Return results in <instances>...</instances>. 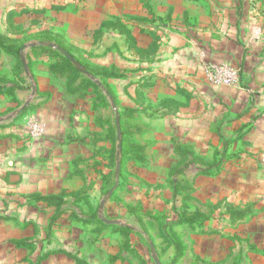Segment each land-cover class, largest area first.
Returning a JSON list of instances; mask_svg holds the SVG:
<instances>
[{
	"label": "rangeland",
	"instance_id": "obj_1",
	"mask_svg": "<svg viewBox=\"0 0 264 264\" xmlns=\"http://www.w3.org/2000/svg\"><path fill=\"white\" fill-rule=\"evenodd\" d=\"M206 63L264 86V0H0V264H264V139L234 175L174 165L163 100Z\"/></svg>",
	"mask_w": 264,
	"mask_h": 264
},
{
	"label": "crops",
	"instance_id": "obj_2",
	"mask_svg": "<svg viewBox=\"0 0 264 264\" xmlns=\"http://www.w3.org/2000/svg\"><path fill=\"white\" fill-rule=\"evenodd\" d=\"M228 13V22L233 32L230 39L231 50L242 56L245 53V45L239 25V13L237 9H232ZM243 62L244 60L242 61L244 68L246 64ZM258 74L263 75L261 71H258ZM200 77H202L200 82H205L204 85L198 82V78L195 81L198 83L197 86H192L193 92L195 88L199 96L197 101L195 98L193 100L187 92L190 102L185 103L177 93L184 94L186 89L180 87L181 90L173 88L176 93L166 94L163 100L165 102L164 113L177 114L174 118V127L181 134L175 146L178 155L174 161L176 171H182L184 166L190 163L194 169H199L198 172L205 175L212 173L214 167H218L221 172L234 175L248 162L257 161L254 143L256 140L264 139V86L240 83L214 86L215 84L206 79L203 71ZM185 109L188 110L185 111ZM215 140L220 143L215 145ZM234 146L238 148L234 149ZM203 154L204 159L201 158ZM173 172L175 170L172 171L169 176L171 179L168 180V183L171 182L168 197L175 204L178 198L181 202L177 189L180 190L182 185L179 183L180 176L178 174L174 176ZM209 183L211 185L213 182ZM215 184L223 186L220 182ZM171 216L173 217L170 219L172 224L182 219L178 213ZM199 217L201 215H195L190 220H196ZM252 247L255 252L259 253L258 245L253 244ZM150 252L153 258L155 250L152 245H150ZM155 255L161 263L159 256ZM261 255L264 258V251H261ZM153 262L156 264L154 258Z\"/></svg>",
	"mask_w": 264,
	"mask_h": 264
},
{
	"label": "built area",
	"instance_id": "obj_3",
	"mask_svg": "<svg viewBox=\"0 0 264 264\" xmlns=\"http://www.w3.org/2000/svg\"><path fill=\"white\" fill-rule=\"evenodd\" d=\"M203 71L206 79L213 84L233 85L238 83V75L235 70L227 64L206 63ZM34 130L37 132L36 127Z\"/></svg>",
	"mask_w": 264,
	"mask_h": 264
},
{
	"label": "water",
	"instance_id": "obj_4",
	"mask_svg": "<svg viewBox=\"0 0 264 264\" xmlns=\"http://www.w3.org/2000/svg\"><path fill=\"white\" fill-rule=\"evenodd\" d=\"M59 51H61L66 57H68L70 60H73V57L67 52L65 51L63 48L61 47H57ZM117 135H118V141H120V128L119 126H117ZM153 251V250H152ZM153 258L156 262V264H161L157 258V256L155 255V253H153Z\"/></svg>",
	"mask_w": 264,
	"mask_h": 264
},
{
	"label": "trees",
	"instance_id": "obj_5",
	"mask_svg": "<svg viewBox=\"0 0 264 264\" xmlns=\"http://www.w3.org/2000/svg\"><path fill=\"white\" fill-rule=\"evenodd\" d=\"M68 60H69V58H68ZM74 65V67H75V65L76 64H73ZM76 68L78 69V70H80V71H83V72H86V71H88V69L87 68H83V67H78V66H76Z\"/></svg>",
	"mask_w": 264,
	"mask_h": 264
}]
</instances>
